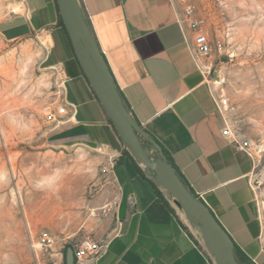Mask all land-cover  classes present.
<instances>
[{
	"label": "crops",
	"instance_id": "obj_1",
	"mask_svg": "<svg viewBox=\"0 0 264 264\" xmlns=\"http://www.w3.org/2000/svg\"><path fill=\"white\" fill-rule=\"evenodd\" d=\"M78 2L133 118L234 245L254 264H264V213L258 214L248 182L255 162L221 133L215 88L202 70L206 59H195L193 32L182 22L178 0ZM20 6V13L0 22V36L14 42L48 31L53 64L63 71L61 102L68 105L50 128L48 144L70 160L68 179L84 190L95 187L83 203L81 228L94 241L108 242L97 264H214L194 227L162 204L127 159L118 162L126 146L72 63L53 0H21ZM108 160L114 167L101 174ZM114 199L111 216H88Z\"/></svg>",
	"mask_w": 264,
	"mask_h": 264
},
{
	"label": "rangeland",
	"instance_id": "obj_2",
	"mask_svg": "<svg viewBox=\"0 0 264 264\" xmlns=\"http://www.w3.org/2000/svg\"><path fill=\"white\" fill-rule=\"evenodd\" d=\"M20 2L0 0V22L20 13ZM185 2L212 44H222L204 57L215 95L227 100L222 118L259 150L255 161L264 168V0ZM46 36H0V264H62L64 247L87 237L81 226L91 185L68 179L70 160L48 144L53 123L44 112L61 102L63 71L41 44ZM40 231L52 236L51 248L40 244Z\"/></svg>",
	"mask_w": 264,
	"mask_h": 264
},
{
	"label": "water",
	"instance_id": "obj_3",
	"mask_svg": "<svg viewBox=\"0 0 264 264\" xmlns=\"http://www.w3.org/2000/svg\"><path fill=\"white\" fill-rule=\"evenodd\" d=\"M78 64L102 109L114 126L130 156L139 163L145 177L165 195L170 206L194 229L214 264H238L234 243L210 209L194 197L168 163L158 144L148 136L125 105L108 64L84 17L78 0H55ZM142 141L152 147L146 151ZM64 264L74 260L71 247L65 249Z\"/></svg>",
	"mask_w": 264,
	"mask_h": 264
},
{
	"label": "built area",
	"instance_id": "obj_4",
	"mask_svg": "<svg viewBox=\"0 0 264 264\" xmlns=\"http://www.w3.org/2000/svg\"><path fill=\"white\" fill-rule=\"evenodd\" d=\"M178 3L182 8V22L185 23L193 32V44L195 52L197 54V57H195L196 61L198 57L209 56L212 52V47L215 50L220 51L222 48L221 41L219 39H216L212 44L210 37L204 29V20L195 12L194 7L186 3L185 0H178ZM202 70L206 73L208 78H211L209 67L202 65ZM214 102L219 114L222 116L227 106V100L222 96L215 95ZM67 107V104H65L64 102H60L56 109L45 110L44 120L47 123L56 124L59 121V117L66 113ZM223 123L224 127L221 131L222 135L230 136L235 144L236 150L244 152L255 162L253 171L248 178V182L250 189L254 193V200L258 208V214L260 215L262 214V212L264 213V194L259 195L264 187V168L259 167L258 163L255 161V154L259 153V150L253 147L249 139L242 138L234 133L230 125L224 119ZM113 167V160H108L106 164L100 168V173L106 174L110 170H112ZM89 193L91 195L95 193L94 186L90 187ZM116 208L117 200L114 199L112 201L104 203L97 208L90 210L89 216L91 218H107L114 213ZM38 237L40 240V244L43 245L44 248L48 249L52 247L54 240L48 233H46L45 231H40ZM71 248L73 250L74 259L77 262H80L82 264H97V262L106 254L108 242H97L89 237H85L80 241L73 242L71 244Z\"/></svg>",
	"mask_w": 264,
	"mask_h": 264
},
{
	"label": "trees",
	"instance_id": "obj_5",
	"mask_svg": "<svg viewBox=\"0 0 264 264\" xmlns=\"http://www.w3.org/2000/svg\"><path fill=\"white\" fill-rule=\"evenodd\" d=\"M54 2V6H55V10H56V16H57V23L56 25L61 29V32L64 36V39H65V42H66V45L69 49V52L71 54V57H72V63L76 66V68L79 70L80 74L84 77V79L86 80L79 64H78V61L75 57V54L73 52V49H72V46H71V43H70V40L68 38V35H67V32L62 24V21L59 17V14H58V8H57V5H56V2L55 0H53ZM87 81V80H86ZM93 93V92H92ZM94 94V93H93ZM95 96V95H94ZM96 98V96H95ZM97 100V98H96ZM98 101V100H97ZM105 112V111H104ZM108 121L109 123L112 125V127L114 128L113 124L111 123V121L109 120L108 118ZM143 143V146H144V149L147 151L149 147H152V145L147 142V141H142ZM159 146V145H158ZM160 150L163 152V154L166 156V159L168 161V163L172 166V168L175 170L176 174L179 176V178L182 180V182L184 183V185L188 188V190L191 192V194L198 198V200L201 201V199L191 190V188L189 187V185L187 184V182L184 180V178L182 177V175L179 173V171L176 169V167L173 165L171 159L167 156V154L165 153V151L159 146ZM124 159H127L130 163H131V166L134 170V172L142 179L144 180V182L150 187V189L154 192V194L156 195V197L162 202V204L171 212H174V209L170 206L169 202L167 201V199L165 198V195L164 193L154 184L152 183L150 180H148L146 177H145V174L143 172V169L139 166V163L136 162L129 154V152L127 151V149H124L122 151V154L121 156L119 157L118 159V162H121L123 161ZM202 202V201H201ZM67 247H71V244H68L64 247L63 249V261H62V264H64V254H65V249ZM233 254H234V257L236 259V262L238 264H254L253 262H251V260L249 258H247V256L241 252L235 245H234V248H233ZM75 260V259H74ZM76 261V260H75Z\"/></svg>",
	"mask_w": 264,
	"mask_h": 264
},
{
	"label": "bare ground",
	"instance_id": "obj_6",
	"mask_svg": "<svg viewBox=\"0 0 264 264\" xmlns=\"http://www.w3.org/2000/svg\"><path fill=\"white\" fill-rule=\"evenodd\" d=\"M48 43H49V39L48 38H44L43 39V42L41 43V44H43V45H45V46H47L48 47ZM216 84H218V82H216ZM217 87V86H216ZM215 87V88H216ZM261 151V150H260ZM264 151V150H263Z\"/></svg>",
	"mask_w": 264,
	"mask_h": 264
}]
</instances>
